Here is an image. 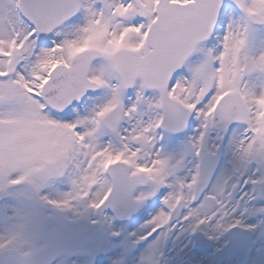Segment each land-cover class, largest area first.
Here are the masks:
<instances>
[{
  "label": "snow or ice",
  "instance_id": "1",
  "mask_svg": "<svg viewBox=\"0 0 264 264\" xmlns=\"http://www.w3.org/2000/svg\"><path fill=\"white\" fill-rule=\"evenodd\" d=\"M0 264H264V0H0Z\"/></svg>",
  "mask_w": 264,
  "mask_h": 264
}]
</instances>
